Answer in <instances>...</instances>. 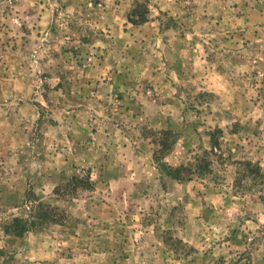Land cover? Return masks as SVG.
I'll use <instances>...</instances> for the list:
<instances>
[{
  "label": "rangeland",
  "instance_id": "1",
  "mask_svg": "<svg viewBox=\"0 0 264 264\" xmlns=\"http://www.w3.org/2000/svg\"><path fill=\"white\" fill-rule=\"evenodd\" d=\"M133 9L139 39L112 33ZM108 54L111 108L94 115L136 142L70 159L45 122L99 91ZM211 133L205 178L154 158L167 138L164 160L188 164ZM13 217L37 224L4 232ZM0 264H264V0H0Z\"/></svg>",
  "mask_w": 264,
  "mask_h": 264
},
{
  "label": "crops",
  "instance_id": "2",
  "mask_svg": "<svg viewBox=\"0 0 264 264\" xmlns=\"http://www.w3.org/2000/svg\"><path fill=\"white\" fill-rule=\"evenodd\" d=\"M148 27H149L148 24H144V25L141 24L140 27L134 24L133 25L131 24L130 25L128 24H122V25L117 24L116 25L115 24L114 26L112 25L113 29H111L110 31L118 35L119 31L122 30V32H124V34L128 36L130 39L138 40L139 38H138V35L136 34L137 33L139 34V31L141 29L148 28ZM150 30L153 31L152 28H150ZM117 42L119 43L120 41H117ZM130 44L131 42L129 43V45ZM125 48L129 52L133 51L132 47L125 46ZM101 52L103 53L104 50L101 49ZM159 53L160 52H158V54H155V55L154 53H152L151 61H148V63L150 64V62L152 61L157 62ZM128 55L129 57H125L126 61L130 63L138 62L137 58L135 57L133 53L128 54ZM104 56L105 57L103 58V61H102V58H100V61H99L101 63V66L97 65L98 66L97 69H100V70L98 72L96 71L97 73H94L95 75H90L89 77L90 81L92 79V83L89 85L90 86L89 88H91L92 86L96 84L100 87L99 91H95V90L92 91L91 89L88 90L86 94L89 96L92 92L93 96H90L89 98L85 97L83 101L84 103L76 105L77 107L75 109H72L69 104H66V108H60V109L58 108L57 110L58 112L59 110L62 112H65L66 115L64 114L61 118L57 115V117L55 116L54 121L50 123L45 122V125L49 127V129H51L53 132H56L57 136L55 135L53 136V138L56 139L55 142H60V144L64 146L63 150L62 148L61 150L65 152V154L68 155L67 157L69 158L72 157L71 155L72 154L74 155L75 153L73 151L76 150L77 151L76 153H78L79 155L77 154V156L76 155L74 156L78 157L79 159H82L83 162L86 161L85 159H87L88 157L87 153L91 150L89 149L90 145L95 144L97 146V149H95V151L100 152L101 148L99 145L101 144L102 140L106 138L107 135H110L111 140L112 138L115 139L116 143L122 142V145L124 148H126V150L129 147H132L133 144L136 142L133 139L131 130L129 131L125 129V125H122L121 123L112 124V126L110 127L111 129L107 132L105 131V128H107L106 127L107 125H106V122L103 120V119H106V117H100L98 115H94V111L100 115H103L106 113V111H109V109L111 108L107 106L108 104L107 91L109 90L110 85L114 86L112 85V82L116 81V78L114 76L111 77L113 80L107 78V75H106L107 67L106 66H109V64L111 63H112L111 64L112 66H116V63L120 61V59L114 56L113 54H108ZM158 69L160 68L157 67L156 69H153V71L158 72L156 75L160 74ZM107 73H109V75H112L115 72H107ZM98 79L101 81L98 82L97 81ZM163 79L167 80L165 76ZM59 82L57 83V85L59 84ZM60 91L62 92L63 90L61 88H56L55 90H52L54 99H51V100L53 102H58V100H60V95H62ZM97 96H99L98 99H97ZM120 109H123V108H120ZM131 110H132V103L130 102L129 111L131 112ZM99 118H102V119H99ZM91 126H92V135H93L92 138L94 139L88 140L87 138L90 135H86L85 132L87 128L91 129ZM94 127H96V130H93ZM112 133L115 135V137H113ZM81 136H84L86 138L82 139ZM100 138L102 139L100 140ZM65 146H67V149ZM61 150L58 152V154L60 155V159H62ZM90 161L91 159L89 160V163Z\"/></svg>",
  "mask_w": 264,
  "mask_h": 264
},
{
  "label": "trees",
  "instance_id": "3",
  "mask_svg": "<svg viewBox=\"0 0 264 264\" xmlns=\"http://www.w3.org/2000/svg\"><path fill=\"white\" fill-rule=\"evenodd\" d=\"M136 9H133V11L128 16V21L133 24H142L148 21V17L146 14L139 13L137 14ZM133 12L136 13V16H139L138 19H135ZM163 134L165 136L172 135L173 132L171 130H165L163 131ZM167 138L166 139H159L158 144L160 146V151L155 150L154 151V158L158 165L162 168V171L165 172L166 175L178 179V180H192L194 177H207L212 173L211 169V157L210 155L215 154L214 150H219L220 147V141L219 137L215 135V133H211V147L210 149H206L203 154H195L192 161H190L188 164H181L179 166H173L167 163L164 160V150L165 148H168L170 146L167 145ZM160 155H159V153ZM164 153V154H163ZM163 155V156H162ZM244 164V162H241ZM250 165V163H246ZM77 180L76 177H73V181ZM37 214H39V209ZM44 218L47 216V212L43 213ZM39 218V216H36ZM58 222V221H56ZM37 224L36 221L28 222V220L23 219L21 217H13L5 226H4V232L6 233H12L15 235H22L25 231H28L31 226H35Z\"/></svg>",
  "mask_w": 264,
  "mask_h": 264
}]
</instances>
